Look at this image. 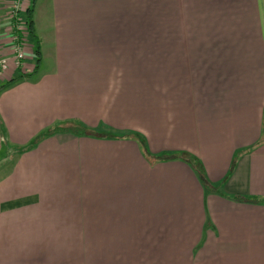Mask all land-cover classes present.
Returning <instances> with one entry per match:
<instances>
[{
	"label": "crops",
	"instance_id": "crops-1",
	"mask_svg": "<svg viewBox=\"0 0 264 264\" xmlns=\"http://www.w3.org/2000/svg\"><path fill=\"white\" fill-rule=\"evenodd\" d=\"M7 7L0 87L26 78L0 92V264H264V0H37L20 65ZM67 121L215 188L131 139L33 145Z\"/></svg>",
	"mask_w": 264,
	"mask_h": 264
},
{
	"label": "trees",
	"instance_id": "trees-1",
	"mask_svg": "<svg viewBox=\"0 0 264 264\" xmlns=\"http://www.w3.org/2000/svg\"><path fill=\"white\" fill-rule=\"evenodd\" d=\"M37 0H32V4L26 11V23L28 26V31L29 34H32L35 37V31H34V21H33V13H34V6ZM36 54L39 57L41 55L40 52V47L37 46L36 49ZM39 63L40 59H38V62L36 63V67L34 72H37L39 69ZM31 76V75H30ZM26 77H20V78H14L4 85L0 87V92L10 89L17 84H20ZM59 132H69L73 133L76 136H89V137H110V138H118V139H131L135 140L140 143L141 147L143 148V154L151 159V161H156V162H161V161H166V160H183L187 162L188 164L191 165V167L194 169V171L198 174L200 179L203 181L204 185L211 187L214 189V185H212L210 182H208V179L206 177L205 170L203 168V165L201 164L200 160L190 154L187 153H176V154H162V155H157L153 156L148 148L146 147V142L143 137H141L139 134L134 133V132H117L114 131L113 129L110 128H104L100 130H95V129H90L89 127L85 126L82 123H79L77 121H67V122H62L59 124L54 125L53 127L48 128L45 130L43 133H41L33 142V145L35 146L37 141L42 139L43 137L55 135ZM226 179L223 181L225 183ZM256 202H262L264 203V200L261 199H255Z\"/></svg>",
	"mask_w": 264,
	"mask_h": 264
},
{
	"label": "built area",
	"instance_id": "built-area-1",
	"mask_svg": "<svg viewBox=\"0 0 264 264\" xmlns=\"http://www.w3.org/2000/svg\"><path fill=\"white\" fill-rule=\"evenodd\" d=\"M24 0H8V12L7 18L8 29L7 33L12 34V46L13 54L15 55L18 65L27 59L28 54L31 53L32 49H29L27 45L26 37L29 34L26 19L23 20V13L26 12L24 8ZM26 14V13H25ZM7 61H2L0 72L7 70Z\"/></svg>",
	"mask_w": 264,
	"mask_h": 264
},
{
	"label": "rangeland",
	"instance_id": "rangeland-1",
	"mask_svg": "<svg viewBox=\"0 0 264 264\" xmlns=\"http://www.w3.org/2000/svg\"><path fill=\"white\" fill-rule=\"evenodd\" d=\"M22 18H23V20H25L26 19V16L23 15ZM26 39H27V45H34L35 44V42H34V44L32 43L33 41H36L35 40V37L32 34H28V36L26 37ZM33 54H34V51H33ZM31 57L34 58L33 55ZM178 153H180V152H178Z\"/></svg>",
	"mask_w": 264,
	"mask_h": 264
}]
</instances>
